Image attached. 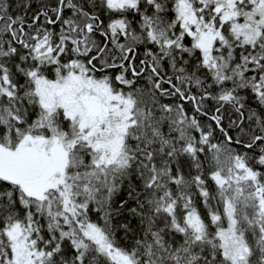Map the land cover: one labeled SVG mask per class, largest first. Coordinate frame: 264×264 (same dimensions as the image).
I'll use <instances>...</instances> for the list:
<instances>
[{"label": "snow or ice", "instance_id": "6c2138e0", "mask_svg": "<svg viewBox=\"0 0 264 264\" xmlns=\"http://www.w3.org/2000/svg\"><path fill=\"white\" fill-rule=\"evenodd\" d=\"M0 264H264V0H0Z\"/></svg>", "mask_w": 264, "mask_h": 264}]
</instances>
